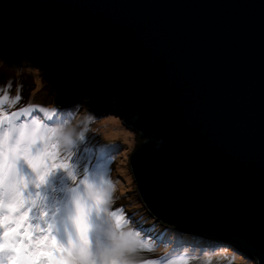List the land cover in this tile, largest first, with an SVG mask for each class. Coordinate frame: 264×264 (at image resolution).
<instances>
[{"label":"water","instance_id":"water-1","mask_svg":"<svg viewBox=\"0 0 264 264\" xmlns=\"http://www.w3.org/2000/svg\"><path fill=\"white\" fill-rule=\"evenodd\" d=\"M0 58L119 127L136 206L264 264V0H0Z\"/></svg>","mask_w":264,"mask_h":264},{"label":"snow or ice","instance_id":"snow-or-ice-1","mask_svg":"<svg viewBox=\"0 0 264 264\" xmlns=\"http://www.w3.org/2000/svg\"><path fill=\"white\" fill-rule=\"evenodd\" d=\"M20 99L19 95L11 102L8 96L0 98V264H188L186 254L174 252L170 258L148 255L154 253L155 246L142 239L140 231H133L138 244L133 255H124L130 246L125 240L106 244L105 249H111L113 255L102 258L94 239L98 226L115 228L121 237L133 234L125 233L120 210L110 208L112 191H97L92 201L84 199L85 188L97 182L102 187L104 182L85 175L80 186H75L78 177L68 171L69 162L61 157V141L50 131L56 125L67 127L66 122L57 121L55 114L43 108L4 110L5 105L11 108ZM58 178L70 186H57ZM60 193L68 195L63 209ZM50 207L55 222L48 219ZM62 210L66 215L57 220ZM66 218L73 220L72 232L61 228ZM62 229L63 238H58Z\"/></svg>","mask_w":264,"mask_h":264},{"label":"rangeland","instance_id":"rangeland-1","mask_svg":"<svg viewBox=\"0 0 264 264\" xmlns=\"http://www.w3.org/2000/svg\"><path fill=\"white\" fill-rule=\"evenodd\" d=\"M11 67L0 59V70L9 68L5 71L11 73L8 72L12 71ZM14 71L19 76L26 75L31 78V81H29L31 89L29 90L28 100H32L33 98L37 102L41 98L44 99L45 96L41 93L31 73L23 63L20 67H14ZM47 108L51 110L56 109L57 119L66 121L67 126H75L76 135L74 137L76 140H79L78 142L83 143L80 144L81 148L75 144L71 151V153L75 154V151L79 149V153L81 154V165L77 171H74L76 166L74 162H72L73 164L69 168V172H74L78 177L76 183L82 180L81 176L89 174V165L96 162V166H99V168L106 167L103 170L107 171L108 175L105 184L110 186L113 200H125L127 204L125 209L135 212L139 207L131 201L123 181L121 132L119 127L106 121L101 115L91 113L80 101L68 108H61L57 105L55 99H51L48 102ZM38 114L40 115V113ZM81 134L83 135V139L79 138ZM70 157L72 156L70 155ZM88 169L89 171H87ZM93 171L97 172L94 168ZM54 183L60 187L70 186L66 185L61 179H59V182L55 181ZM67 196V193L59 194L60 207L66 202ZM154 219L157 220L156 218ZM158 223L163 228L158 226L156 231L157 236H155L154 240L152 239L155 251L154 253H149L150 256L170 258L175 252L180 255L186 254L188 264H243L241 259L235 254L214 240L203 239L199 236L171 228L162 222L158 221ZM165 252H167V255H165Z\"/></svg>","mask_w":264,"mask_h":264},{"label":"bare ground","instance_id":"bare-ground-1","mask_svg":"<svg viewBox=\"0 0 264 264\" xmlns=\"http://www.w3.org/2000/svg\"><path fill=\"white\" fill-rule=\"evenodd\" d=\"M0 59H2V58H0ZM14 67L17 68L19 66H12L10 69L13 72L8 71L11 73L6 72L7 69H9V68H3L4 70L3 69L0 70V98H2L4 96H8L9 100L11 102V100L14 99L15 96L19 95L21 97V99L18 103L13 105L11 108H9L7 105H5L4 110L5 111H16L19 108L29 107V106L35 107L37 109L43 108L46 113L55 114V119L57 121H61V120L57 119V110L56 109L51 110L50 108H47L48 102L51 99L44 97V99L41 98L37 102L34 101L33 98H32V100L31 99L28 100L29 90L31 89L30 88L31 86L29 85V81H31V78L27 77L26 75H21V76L17 75L14 71ZM43 115H44L43 113H40L41 117H43ZM64 122H66V121H64ZM66 124H67V122H66ZM78 141L79 140H76L74 137L75 143L71 147L66 148L63 145H61L62 160L69 162V168L72 166V164H73L72 162L76 163L74 171H77V169L81 165V154L79 153V149H78V151L77 150L75 151V154L71 153L75 144L77 147L81 148L80 144H83V143H80ZM70 155L72 157H71V160L69 161L68 158L70 157ZM94 165L96 166L97 163L94 162V163L89 165L90 172H89V174L87 173L86 175L90 176L91 179H94L97 181H103L104 185H106L105 183L107 182L108 175H107V171H103V170H105L106 167L99 168V166L95 167ZM93 168L95 170H97V172H94ZM89 169L87 171H89ZM68 171H69V169H68ZM84 177H85L84 175L81 176V179L83 180ZM56 182H59V178L56 180ZM80 182L76 183L75 186L79 187ZM119 200L120 199H118V200L112 199V203L110 205V208L112 210L119 209L120 211L118 212V214L125 217L126 227L124 230L131 229L133 231H140L141 232V238L145 239L148 243L153 244L152 239L154 240L155 236H157L156 231L158 229V226H160L161 228H163V226L160 223H158V221L155 220L152 217V215L143 211L140 208L136 209L135 212H132V210H126L125 209V207L127 206L126 201L125 200L119 201ZM67 201H68V196H67L66 202L64 204H66ZM64 204L61 206L62 209H63ZM53 211H54V209L50 207L49 217H48L50 222H55L52 220V212ZM65 215H66V213L63 212V210H62L60 216L57 217V220H62ZM36 222L37 221H34V223H36ZM155 225H157V226H156V228L153 229V227H155ZM42 227H47V225L42 224ZM61 228H62V226H61ZM58 238H63V229L61 230V235Z\"/></svg>","mask_w":264,"mask_h":264},{"label":"clouds","instance_id":"clouds-1","mask_svg":"<svg viewBox=\"0 0 264 264\" xmlns=\"http://www.w3.org/2000/svg\"><path fill=\"white\" fill-rule=\"evenodd\" d=\"M50 131H55V134L57 138L60 139L61 144L69 148L72 146V143L65 142L66 140L74 142V136L76 135V129L75 126H67L64 127L62 125H56L54 128L50 129ZM101 192V193H108L111 191L110 186L103 185L102 187L97 182L95 185L85 188L83 190V197L86 200L92 201L94 199L93 193L94 192ZM62 227L67 232H72L74 229V223L72 219L66 218L63 221ZM125 233L133 232L131 229L124 230ZM94 239L96 240L97 247L101 249L102 258H108L113 255L111 249H105L106 244H112L117 245L123 243L125 240L129 242V248L125 251V256H131L134 254L136 248L138 247V244L136 243V237L133 232L132 235H125L124 237H121L120 231L112 228L109 229L106 226H98L94 230ZM165 255H167V252H165Z\"/></svg>","mask_w":264,"mask_h":264}]
</instances>
